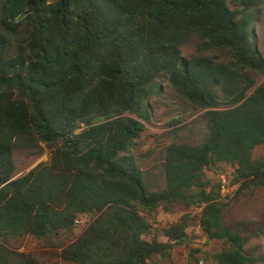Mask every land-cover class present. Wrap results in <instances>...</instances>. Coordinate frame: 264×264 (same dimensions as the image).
<instances>
[{"label": "trees", "instance_id": "16d2710c", "mask_svg": "<svg viewBox=\"0 0 264 264\" xmlns=\"http://www.w3.org/2000/svg\"><path fill=\"white\" fill-rule=\"evenodd\" d=\"M263 3L0 0V264H41L11 240L58 247L80 216L95 219L63 247L64 264H148L188 242V216L163 230L166 243L144 238L146 216L173 205L203 207L207 239L228 245L219 264L261 261L224 221L221 179L212 187L204 172L232 165L241 190L264 189V159L254 158L264 145V82L254 77L264 74ZM163 85L191 110L169 124L165 186L151 190L131 152ZM44 148L50 161L16 177L14 151Z\"/></svg>", "mask_w": 264, "mask_h": 264}, {"label": "rangeland", "instance_id": "374dc122", "mask_svg": "<svg viewBox=\"0 0 264 264\" xmlns=\"http://www.w3.org/2000/svg\"><path fill=\"white\" fill-rule=\"evenodd\" d=\"M255 30L258 48L264 57V3L263 16L255 25ZM182 53L186 58L192 56L195 53L194 43L183 46ZM254 77L257 84L264 82V74H256ZM150 108L152 115L149 121H143L145 130L136 140L131 153L136 158L146 183L152 186L151 190H155L165 186L160 174L164 151L174 141V134L169 124L180 115L187 117L191 108L180 101L168 85H163L161 92L152 98ZM193 112L196 113L193 119L203 113L200 110ZM190 121L189 118L187 123ZM197 127L199 128L198 124ZM200 130L202 128L193 131L191 138L194 141H200L202 134ZM14 158L17 164L16 177H19L38 164L49 162L51 150L44 148L40 153L31 154L26 150L16 149ZM254 158L264 159V145L255 149ZM204 173L205 180L210 182L212 187L217 186L222 176L228 179L231 186L236 185L235 190L231 188L229 199L226 200L228 197H224V200H220L225 203L224 221L229 228L241 233L246 239L245 254L254 260L262 259L250 264H264V189L252 187L241 190V186L238 189V183H234L235 167L232 165L218 164L207 168ZM167 208L160 207L153 214L146 216L153 228L151 235L144 238L148 241L155 239L166 243L167 238L163 230L171 223H176L182 217L188 216L189 227L186 230L188 242L185 245L173 247L164 256H155L148 264H219L215 260V255L228 248V245L220 240L207 239L201 228L203 207L186 208L173 205ZM94 219L95 216H80L71 232H58L54 241L58 247L48 246L47 241L32 237L17 238L11 240V244L17 253L30 255L41 264H64L60 258L63 247L79 239Z\"/></svg>", "mask_w": 264, "mask_h": 264}, {"label": "built area", "instance_id": "2783aa9c", "mask_svg": "<svg viewBox=\"0 0 264 264\" xmlns=\"http://www.w3.org/2000/svg\"><path fill=\"white\" fill-rule=\"evenodd\" d=\"M221 182H222V185H221V198L228 197L230 195L231 188H233L235 190L234 187L236 185L231 186L230 182L228 181V179L223 177V176L221 178ZM237 186H238V189H239V184Z\"/></svg>", "mask_w": 264, "mask_h": 264}]
</instances>
